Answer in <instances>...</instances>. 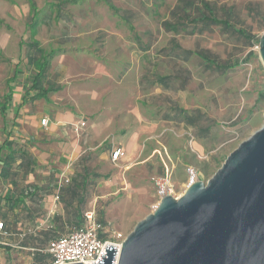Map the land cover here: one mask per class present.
<instances>
[{"label":"rangeland","instance_id":"374dc122","mask_svg":"<svg viewBox=\"0 0 264 264\" xmlns=\"http://www.w3.org/2000/svg\"><path fill=\"white\" fill-rule=\"evenodd\" d=\"M178 1L0 0V98L8 92L14 68V91L29 87L34 69L25 42L38 41L44 53L54 50L44 80L60 87L55 95L60 108L76 115L68 126L79 142L68 153L62 143L69 136L55 138L60 150L49 151L36 165L30 147L38 139L16 134L27 126L13 123L17 103L8 107L5 129L0 117V156L7 153L6 146H24L31 173L48 180L29 182L37 188L38 205L25 198L14 211L6 228L12 235H0V264L33 263L31 247L7 244L14 232L32 234L60 225L59 233H64L68 226H78L77 214L88 209H94L109 234L126 236L164 194L157 180L167 179L166 194L172 196L181 195L194 179L206 182L264 124V65L258 44L220 25L204 27L188 20L186 31H165L161 23ZM209 1L217 17L229 18L255 37L264 32V0ZM223 5L234 9L225 11ZM35 109L32 105L31 111ZM84 119L86 124L76 129ZM6 136L7 145L1 148ZM116 146L124 153L113 161L110 152ZM60 163L66 165L58 169ZM27 167H16L24 183ZM65 178L70 182L64 183ZM60 181L64 189L78 185L70 205L63 202ZM7 188L0 178L4 224ZM58 191L55 203L61 209L49 213Z\"/></svg>","mask_w":264,"mask_h":264},{"label":"water","instance_id":"95a60500","mask_svg":"<svg viewBox=\"0 0 264 264\" xmlns=\"http://www.w3.org/2000/svg\"><path fill=\"white\" fill-rule=\"evenodd\" d=\"M258 54L264 65V32ZM116 247L92 264H264V124L206 182L162 195Z\"/></svg>","mask_w":264,"mask_h":264},{"label":"trees","instance_id":"16d2710c","mask_svg":"<svg viewBox=\"0 0 264 264\" xmlns=\"http://www.w3.org/2000/svg\"><path fill=\"white\" fill-rule=\"evenodd\" d=\"M109 8L112 10H115L114 5H112L111 2H105ZM33 2L30 1V7H32ZM31 9V11H32ZM222 9L227 11H232L234 8L229 7L226 8L225 5L222 6ZM170 18L165 19L162 21V27L165 31H171L175 33H179L181 31L185 30L184 22L188 20L192 23H202L204 27H208L209 25H220L224 28L231 29L235 33H238L245 38L251 40L253 43L258 44L259 42V36L255 37V35H252L248 31L244 30L243 28H237L234 23H230L229 18H219L214 13V7L211 6L209 0H179L175 3V5L172 7V9L169 12ZM194 30H192L190 33H193ZM28 47L35 48V52L39 53L40 49H38V44L36 42H31ZM180 49V48H179ZM184 54L190 55L193 54L190 50H181ZM33 61V59H32ZM37 72L33 76V83L36 88H38V85L40 84L42 78L45 76L46 69H47V62L42 60L40 58V62L37 61ZM159 81L161 83H164L165 77L159 78ZM165 85V84H164ZM47 90L42 91L40 94H36V97H39V95H45ZM10 95L5 96V101L0 102V112L2 115H4V111L6 108V101L9 99ZM184 113V111H182ZM185 119H187L190 123H192L193 116H185ZM1 162V168H0V178L3 181L8 182V184L12 185L13 188H7L5 193L2 196V200L7 205L8 212L6 213L5 217V224L3 222L4 228L9 227V221L12 219L14 210L19 209L21 205L25 202V198H29L31 201L34 202L35 206L38 205L39 198H37V188L32 186L31 184L24 183L21 179L19 180L18 176V169L16 168L17 165L22 166L25 168V166L28 165V169L26 168L24 170V175H27L32 171L33 164L32 160L30 159L27 151L25 150L24 146L20 147H13L12 145L8 146L7 153H5L2 157H0ZM84 176L88 175L87 170L84 168L83 172ZM70 180L67 182L69 183ZM84 183V181H82ZM75 192H73L75 195H77V187L78 185L76 183L69 184V187H75ZM11 187V186H10ZM64 186H60L59 190L60 193L62 191L66 192V189H64ZM69 191V190H67ZM59 195V191H58ZM26 218V216H24ZM15 219L14 221H16ZM26 220V219H25ZM82 220V216L80 218V215L77 214V225H80V221ZM78 221V222H77ZM60 225H57L55 228L51 229H45L41 230L39 232H34L27 234L26 232H14L12 238H10V241L7 244H11L14 242H17L18 245L21 247H31L33 249L32 257H33V263L32 264H47L50 260V256L47 253H42L40 249H43L47 242L53 238L55 235L59 233ZM6 231V230H4ZM8 231V229H7ZM10 231L6 232L9 233ZM12 233V232H10ZM12 235V234H11ZM21 235V237L19 236ZM1 236H4L1 234Z\"/></svg>","mask_w":264,"mask_h":264},{"label":"crops","instance_id":"0c3cea01","mask_svg":"<svg viewBox=\"0 0 264 264\" xmlns=\"http://www.w3.org/2000/svg\"><path fill=\"white\" fill-rule=\"evenodd\" d=\"M33 41L38 44V49H40L39 53L35 52V50H36L35 48L28 47L29 44ZM25 44H26L27 48L30 49V53L27 56V60L32 65V67L34 69V73H33V76H34V74L38 71L36 62L37 61L40 62V58H41L42 60L47 62V68H48L49 57L51 55H53L54 50H50L47 53H44L43 50L41 49V47L39 46L38 41L33 40L32 38L28 42H25ZM32 59H33V61H32ZM46 71H47V69H46ZM45 75H46V73H45ZM33 76H32V79L30 81L29 87L25 91L20 92L17 89H16V91H14L13 86L10 84L11 82L15 81L17 78V69L14 68V72H13L12 76H10L7 79L8 92L3 94L0 98V102H4L5 96L10 95L9 99L6 101V108L4 111V115H2L0 112V117L3 120L4 129H5L6 128V115H7L8 109L10 108L9 106H11V104L13 105L14 103H17V107L15 109V114L13 116V120H14L13 123H17V121L26 122L27 126H26L25 130H22V133L18 132L16 134L19 136L27 135L28 139H31V138H33V140L38 139L36 141V143H34V145H32L30 147V150H31L32 155L34 157V163L36 165H38L39 158L45 157V159H46L47 157L45 155H47L49 151H54V148L60 150V147H59L60 145L57 146V144H55L58 142L53 141L55 138H59V137L64 138V136H69V138H65V139H67L66 140L67 142L62 143V146L66 149L65 151H67L68 153H73L72 152L73 149H76L79 147V142H77V139L74 137L72 130L68 126V124L76 118V115H73L68 110L66 111L64 109H61L59 106L60 105L59 102L56 101L57 96H55V95L57 92L60 91V87L58 85L54 84L55 82L45 83V80H44L45 76H44L42 78L40 84L38 85V88H36L34 86V83H33ZM44 90H47L45 95H43V96L39 95V97L35 96L36 94H40ZM32 105H34L36 108L34 111L35 113L31 111ZM42 119H47L45 124H42ZM84 122L86 124L87 121L84 119ZM71 136L73 137V139H70ZM7 138L8 137L6 136L5 140L2 141L1 148L5 147L7 145ZM6 147L8 148V146H6ZM61 153H63V152H60L59 154H61ZM2 156L3 155H1L0 157H2ZM65 165L66 164L60 163V166H56V167L58 169H60V168H63ZM0 168H1V162H0ZM31 172L26 175V181H25L26 183L30 184L31 182H33L35 184L36 183L41 184V183H44L45 181H48V180L44 181V178H40L41 179L40 180L39 178L35 177ZM9 186H11V189L13 188L12 185L9 184ZM75 188H76V186L73 188L69 187V189L67 188L66 192L63 193L64 194V196H63L64 201L63 202L65 204H68V205L72 204L74 202V200L76 199V197L78 196V188H77V195H75L73 193V192H75V190H74ZM67 190H69V191H67ZM52 192L50 190L48 193V196L50 197L49 199H51ZM50 209H52L53 213H55L56 209H61V203H58V205L56 203H54L52 208L50 207L49 210ZM81 216L83 219V213L81 214ZM81 216H80V218H81ZM72 226H74V225L68 226V228L72 227ZM4 230H6V232H8L6 228H4ZM10 234H11L10 232L7 233L6 237H9ZM19 236L21 237V235H19ZM10 237L12 238V236H10ZM5 239H7V238H5ZM9 240H10V238H9ZM15 243L18 245L17 242H14V243H11L8 245L10 247H16L17 245ZM18 246H20V245H18ZM7 249L9 250L10 248H7Z\"/></svg>","mask_w":264,"mask_h":264},{"label":"built area","instance_id":"2783aa9c","mask_svg":"<svg viewBox=\"0 0 264 264\" xmlns=\"http://www.w3.org/2000/svg\"><path fill=\"white\" fill-rule=\"evenodd\" d=\"M46 121L47 119H42V124H45ZM84 125L85 122L81 121L76 125V129ZM123 153V149L116 146L110 152L111 159L117 161ZM193 173L191 169L190 174L192 176H194ZM61 181L57 186L58 188L61 186ZM63 181L67 183L69 180L65 178ZM156 183L163 193L166 194L167 179L157 180ZM57 199L58 193L56 192L53 203ZM49 213H53V210L50 209ZM0 234H6L3 221H0ZM124 238L125 236L121 233L109 234L108 230L97 220L94 209H88L83 212V219L80 225L69 227L64 233H58L40 251L49 254L50 260L47 264H92L99 261L106 244L117 246L116 248L119 249Z\"/></svg>","mask_w":264,"mask_h":264}]
</instances>
